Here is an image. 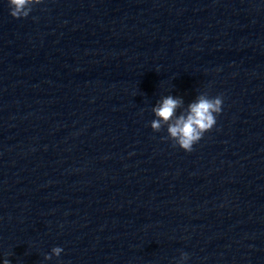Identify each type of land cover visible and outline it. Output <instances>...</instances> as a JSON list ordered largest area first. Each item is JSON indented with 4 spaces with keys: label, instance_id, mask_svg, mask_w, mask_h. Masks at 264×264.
<instances>
[{
    "label": "clouds",
    "instance_id": "obj_1",
    "mask_svg": "<svg viewBox=\"0 0 264 264\" xmlns=\"http://www.w3.org/2000/svg\"><path fill=\"white\" fill-rule=\"evenodd\" d=\"M43 0H8L10 15L21 19L29 17L34 5H39ZM35 19V18H34ZM223 98L221 96L209 97L207 92L201 93L196 102L188 106L186 112L176 115V110L182 105V100L167 96L162 102L152 109L156 119L150 122L154 132H160L167 125V139L173 142L185 152L193 151L197 144L210 131L217 122V116L222 111ZM63 249L54 247L50 254L44 256L45 260H51L53 256L59 257ZM189 258L187 253H181L177 264H184ZM3 264H10L4 259Z\"/></svg>",
    "mask_w": 264,
    "mask_h": 264
}]
</instances>
